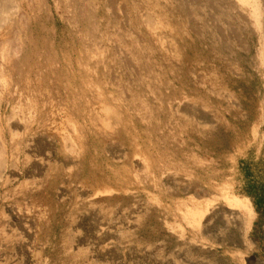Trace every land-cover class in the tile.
Instances as JSON below:
<instances>
[{
	"label": "rangeland",
	"instance_id": "obj_1",
	"mask_svg": "<svg viewBox=\"0 0 264 264\" xmlns=\"http://www.w3.org/2000/svg\"><path fill=\"white\" fill-rule=\"evenodd\" d=\"M263 7L0 0V264L264 262Z\"/></svg>",
	"mask_w": 264,
	"mask_h": 264
},
{
	"label": "bare ground",
	"instance_id": "obj_2",
	"mask_svg": "<svg viewBox=\"0 0 264 264\" xmlns=\"http://www.w3.org/2000/svg\"><path fill=\"white\" fill-rule=\"evenodd\" d=\"M262 1V0H261ZM264 1V0H263ZM9 2H10V0H9ZM5 4V3H4ZM3 4V5H4ZM9 4V3H8ZM13 4H17L16 2L15 3H13ZM27 4V3H26ZM7 5V4H6ZM259 5H261V4H259ZM31 6V5H30ZM16 7V6H15ZM34 8V7H33ZM264 8V7H263ZM20 10H21V8H20ZM264 10V9H263ZM0 11H2V10H0ZM3 11H4V9H3ZM6 11V10H5ZM22 12H23V10H22ZM263 13V12H262ZM3 14V12L1 13V15ZM21 15H23V14H21ZM263 15V14H262ZM5 16V15H4ZM24 17V16H23ZM21 18V17H20ZM26 20V19H25ZM24 21V20H23ZM25 22V21H24ZM11 28V27H10ZM9 31V30H8ZM11 32V31H10ZM24 37V36H23ZM4 38V37H3ZM2 38V39H3ZM5 39H3V41H4ZM10 41V40H9ZM5 42V41H4ZM7 42H8V40H7ZM10 44H11V48H12V43H11V41H10ZM9 44V45H10ZM4 45V44H3ZM7 45V44H6ZM9 45H8V47H9ZM14 45V44H13ZM22 45V44H21ZM5 46V45H4ZM3 46V47H4ZM15 46V45H14ZM5 48V47H4ZM4 48H3V50H4ZM6 48H7V46H6ZM12 51V50H11ZM9 52V51H8ZM5 53V52H4ZM7 53V52H6ZM12 54V53H11ZM8 55V54H7ZM18 55V54H17ZM5 56V55H4ZM16 56V55H15ZM14 56V57H15ZM12 57H13V54H12ZM17 57V56H16ZM7 58V57H6ZM3 59H5L4 57H3ZM7 60V59H6ZM4 62V61H3ZM7 62H9V60L7 61ZM6 63V62H5ZM1 64V63H0ZM2 65V64H1ZM8 65V64H7ZM12 68H13V66H12ZM3 72H5V73H10V72H12V69H10L9 68V66H3V67H1L0 68ZM14 69V68H13ZM19 72V71H18ZM4 75V74H3ZM6 75V74H5ZM4 75V76H5ZM9 76V75H8ZM4 78V77H3ZM15 78V77H14ZM5 79V78H4ZM8 79V78H7ZM6 80V79H5ZM7 126V125H6ZM9 127V126H8ZM7 131V130H6ZM237 202H235V204H236ZM234 205V204H233ZM237 206L240 208V209H242V210H244L245 211V213H242V214H240V216H239V218L241 219V221H243L244 223V225H245V233H246V231L248 230V225L250 226V224H249V221H251L250 220V218H251V209H252V206H251V204H250V202L249 203H244V202H238L237 203ZM237 206H236V208H237ZM233 207H231V209H232ZM234 210V209H233ZM231 211V210H230ZM232 212V211H231ZM233 213V212H232ZM233 215H234V217H237L236 215L237 214H234L233 213ZM242 227V226H241ZM242 229V228H241ZM244 231H242L243 233H244ZM244 235H246V234H244ZM248 235V234H247ZM258 263L259 264H264V262L263 261H258Z\"/></svg>",
	"mask_w": 264,
	"mask_h": 264
},
{
	"label": "trees",
	"instance_id": "obj_3",
	"mask_svg": "<svg viewBox=\"0 0 264 264\" xmlns=\"http://www.w3.org/2000/svg\"><path fill=\"white\" fill-rule=\"evenodd\" d=\"M255 189L250 193L256 198V207L258 211H262L264 213V184L258 187H254Z\"/></svg>",
	"mask_w": 264,
	"mask_h": 264
}]
</instances>
